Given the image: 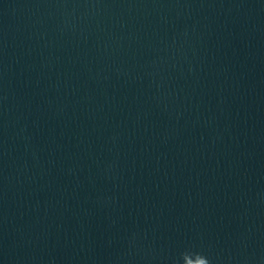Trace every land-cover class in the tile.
Segmentation results:
<instances>
[{"label": "water", "instance_id": "1", "mask_svg": "<svg viewBox=\"0 0 264 264\" xmlns=\"http://www.w3.org/2000/svg\"><path fill=\"white\" fill-rule=\"evenodd\" d=\"M0 264H264V0H0Z\"/></svg>", "mask_w": 264, "mask_h": 264}]
</instances>
